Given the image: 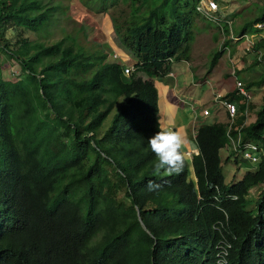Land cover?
I'll use <instances>...</instances> for the list:
<instances>
[{
	"label": "trees",
	"instance_id": "16d2710c",
	"mask_svg": "<svg viewBox=\"0 0 264 264\" xmlns=\"http://www.w3.org/2000/svg\"><path fill=\"white\" fill-rule=\"evenodd\" d=\"M17 1L0 0V54L21 70L0 75V264H217L220 237L230 243L226 264H264V98L246 126H198L197 152L179 174L154 170L147 139L161 128L151 78L186 58L193 5L169 0L165 14L161 0L120 23L110 17L111 44L133 60L125 75L106 51L84 55L64 38L11 48L8 27L36 32L54 9ZM106 1L97 12H107ZM42 58L53 59L36 70ZM237 136L261 155L254 171L226 184L218 151ZM250 189L258 191L252 210Z\"/></svg>",
	"mask_w": 264,
	"mask_h": 264
},
{
	"label": "rangeland",
	"instance_id": "374dc122",
	"mask_svg": "<svg viewBox=\"0 0 264 264\" xmlns=\"http://www.w3.org/2000/svg\"><path fill=\"white\" fill-rule=\"evenodd\" d=\"M19 1V0H18ZM17 1V2H18ZM36 1L38 4V12L40 9L53 7V10H49L48 21L38 28L36 32H32L26 28L11 26L5 30L4 36L11 48L15 49L20 46L22 40H25L28 47L35 44L51 45L62 38L66 43L72 42L75 46L79 47L84 55L90 53L100 54L102 50L109 51V44L111 37V19H116L117 22L127 17L130 14V10L136 7V14H146L147 11L156 6L161 0H134L130 5V0H111L106 1L105 5L108 7L106 13H99L96 11L98 8L97 3L99 0H25ZM219 5L217 14L220 20L213 22L205 19L196 14L194 10H190V16L186 27L188 31V52L186 57L189 58L193 65H198V69L195 72L197 75L206 76L210 58L212 53L219 50L221 45L218 46L220 41L226 38V35H234L247 33L249 34H261L264 36V15L262 14L261 0H216ZM189 5H194L195 0H188ZM170 1H166L163 12L168 14ZM183 8H177L178 13ZM33 13L36 11L31 10ZM262 14V20L256 22L255 18ZM256 23H262L260 28H256ZM227 41V40H225ZM244 42V39L241 40ZM107 53V52H106ZM108 54L105 58L108 62L111 61L108 58ZM53 58L41 59V64H34L36 70L42 67V65L50 62ZM216 59V58H215ZM225 60V58H223ZM121 59L117 60V63ZM128 60H124L127 62ZM228 64V63H227ZM226 64V65H227ZM89 73L86 71L85 75ZM21 74V70L17 63H14L13 59H9L5 54H0V75L2 78L14 79ZM197 74V75H196ZM81 75L79 71L77 77ZM211 84V82H210ZM203 89H207V81L203 82L200 86ZM257 91V87L253 86L249 94L252 98ZM121 99L117 101L119 103ZM115 104L113 110L108 115L106 120L100 124L98 133L101 134L106 128L112 114L116 110ZM197 108V107H196ZM207 109V105L205 107ZM228 119H223L220 122H226ZM201 122V125H207L206 119H197V122ZM230 122V121H228ZM227 122V123H228ZM226 150H219L220 166L223 180L226 184H233L239 181L245 172H252L255 169V164H250L238 159L236 162H232L230 159L224 161ZM247 209H253V202L258 191H248ZM122 196L121 191H117L116 198L120 199ZM252 202V204H251ZM99 236L97 235L96 238Z\"/></svg>",
	"mask_w": 264,
	"mask_h": 264
},
{
	"label": "crops",
	"instance_id": "0c3cea01",
	"mask_svg": "<svg viewBox=\"0 0 264 264\" xmlns=\"http://www.w3.org/2000/svg\"><path fill=\"white\" fill-rule=\"evenodd\" d=\"M262 14L259 15L262 16ZM262 21L264 25V20ZM237 38L238 40H236ZM242 39L244 42L241 41ZM246 42L251 43L249 49H246ZM219 45L221 47L215 51L218 56L212 67L209 68L208 65L207 70L209 71L206 76L196 74L197 77H195L198 65H193L186 57L180 61H171L167 73L151 78L156 89L157 124L161 129L174 130L178 133L184 141L181 148L182 153L189 151L191 156L197 152L194 134L196 128L201 125L200 121L197 122L198 118L203 120L207 117L208 126H228L227 120L220 122L222 118L227 119V116L224 108L215 99L217 94L222 98L229 94L233 96L235 80L241 82L248 92L253 86L257 87L256 93L252 98L250 96V101L246 107L241 103V98L238 96L239 100L235 105L242 104L243 110L240 111L239 107H236L233 120L234 127L237 126V122L241 123L238 126H246L252 123L264 98V81L258 82L264 76V66L259 61V57L264 56V36L262 33L226 35V38L220 41ZM106 52L108 55L112 53L117 55L116 60H111L108 56L111 60L109 62L117 63V60L121 59L118 62L120 65L133 63V60L123 50L114 47L111 42L109 51ZM124 60L128 61L124 62ZM206 81L207 89H203L200 86ZM206 105L207 109L205 108ZM203 110L207 112L206 115L201 114ZM232 140L234 139L232 138ZM228 145L229 141L221 148L226 150L223 160L230 159L234 163L232 156L229 155Z\"/></svg>",
	"mask_w": 264,
	"mask_h": 264
},
{
	"label": "built area",
	"instance_id": "2783aa9c",
	"mask_svg": "<svg viewBox=\"0 0 264 264\" xmlns=\"http://www.w3.org/2000/svg\"><path fill=\"white\" fill-rule=\"evenodd\" d=\"M261 6H262V12L264 14V0H261ZM193 10L196 14L200 15L201 17L211 20L213 22H217L220 20L219 15L217 14L219 10V6L216 0H195L193 5ZM256 28H260L261 24L256 23ZM242 38H245L244 36H241ZM238 40V38L236 39ZM251 46V43L246 42V49H249ZM109 58L112 60L117 59V55L115 53H112ZM259 61L264 66V56L259 57ZM133 66L132 64H123L122 72L125 75H128L132 73ZM234 90L237 96H240L241 103L246 107L250 101V94L249 92L244 88L243 84L239 81L235 80L234 83ZM215 99L217 102L224 108L226 116L228 121V129L230 128V125L233 124L234 116L236 114V105L231 103L230 101L220 97L218 94L215 96ZM202 115H206L207 112L203 110L201 112ZM234 152L233 158H237L241 161L248 162L250 164H256L259 161L260 158V146L253 142H245L241 143L239 140V136L235 140H232V138H229V145L228 150ZM185 159H190L191 153L189 151L183 153ZM226 246H228L226 244ZM217 256H218V262L223 264L224 261V255L226 254L224 246L219 243L217 245Z\"/></svg>",
	"mask_w": 264,
	"mask_h": 264
},
{
	"label": "clouds",
	"instance_id": "9594fccd",
	"mask_svg": "<svg viewBox=\"0 0 264 264\" xmlns=\"http://www.w3.org/2000/svg\"><path fill=\"white\" fill-rule=\"evenodd\" d=\"M183 143V138L178 133H176L174 130H168L163 128L147 139L148 148L151 150V152L156 158L154 163V170L157 173H159L160 171H164L167 174L171 175L179 174L183 170L185 160H187L185 159L184 154L181 151ZM232 160H234V162L238 161V159L233 158V156ZM250 190H252L253 192L255 191V189ZM214 229H217V227H214ZM219 243H221L225 248L226 254L223 257L225 261L223 264H226V257L227 252L230 248V243L225 238L220 237L214 244V257L215 262L217 264H221L218 262L217 256V245ZM226 244L228 246H226Z\"/></svg>",
	"mask_w": 264,
	"mask_h": 264
}]
</instances>
